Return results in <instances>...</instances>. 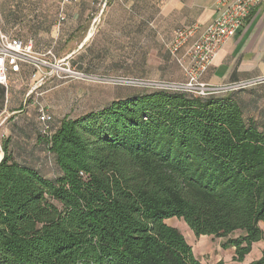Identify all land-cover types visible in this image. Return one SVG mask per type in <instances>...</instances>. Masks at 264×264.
Returning <instances> with one entry per match:
<instances>
[{"label": "trees", "instance_id": "obj_1", "mask_svg": "<svg viewBox=\"0 0 264 264\" xmlns=\"http://www.w3.org/2000/svg\"><path fill=\"white\" fill-rule=\"evenodd\" d=\"M50 127L55 177L2 141L0 264H203L173 217L264 264V248L244 263L264 235V124L232 96L140 92Z\"/></svg>", "mask_w": 264, "mask_h": 264}, {"label": "crops", "instance_id": "obj_2", "mask_svg": "<svg viewBox=\"0 0 264 264\" xmlns=\"http://www.w3.org/2000/svg\"><path fill=\"white\" fill-rule=\"evenodd\" d=\"M62 1L17 0L21 11L5 19L0 15V27L11 36L32 41L38 52L51 49L57 57L69 55L70 65L91 77L139 70L128 57H139L140 65L143 56H169L175 31L193 25L202 31L215 17L221 2L114 0L94 21L100 0H72L66 4L65 20L60 21ZM194 39L195 36L189 39L180 55ZM31 73L32 67L22 64L20 72H9L7 87L0 84V128L3 137L9 138V150L17 162L55 177L60 171L52 176L43 170L55 165L56 159L47 149L39 113L33 116L25 109L35 105L37 109V102H41L52 115L51 126L66 116L76 118L102 107L91 105L96 101V85L90 78L52 77L38 90L41 96L36 92L28 99L26 94L33 84ZM263 74L264 2L252 9L243 26L214 55L201 80L220 85ZM174 76L184 78L181 68L174 70ZM217 96H232L246 118L264 124V84ZM125 97L117 96L111 101ZM97 100H101L100 96Z\"/></svg>", "mask_w": 264, "mask_h": 264}, {"label": "built area", "instance_id": "obj_3", "mask_svg": "<svg viewBox=\"0 0 264 264\" xmlns=\"http://www.w3.org/2000/svg\"><path fill=\"white\" fill-rule=\"evenodd\" d=\"M71 1H62L59 13L60 21L65 20V7ZM111 1L114 0L99 1V13L94 21L105 12ZM263 2L264 0H221L215 17L202 31L198 25L178 28L174 33L170 50L183 70L184 79L118 76L109 80L113 83L150 91L179 92L199 98L217 96L264 84V74L220 85H212L201 80V74L208 69L214 55L243 26L252 9ZM194 36V41L180 55V50ZM69 59V55L57 57L51 49L44 53L38 52L34 49L32 41L25 42L19 37L11 36L0 27V84L7 87L9 72H20L22 64L30 65L33 84L26 94L28 99L52 77L106 80L105 77H91L78 71L70 65ZM41 95V92L37 93V96ZM37 109L39 120L44 125V132H49L52 115L48 113L46 106L41 102H37Z\"/></svg>", "mask_w": 264, "mask_h": 264}, {"label": "rangeland", "instance_id": "obj_4", "mask_svg": "<svg viewBox=\"0 0 264 264\" xmlns=\"http://www.w3.org/2000/svg\"><path fill=\"white\" fill-rule=\"evenodd\" d=\"M19 5L20 2H17V0H0V15L5 19L11 13L21 11L17 7ZM128 58H130V60L133 61V63H135L137 67L139 66L140 69L137 70L136 72H122V73H110V74L106 73V77H105L106 80L93 79L96 85V101L91 104L92 107H97V108L104 107L108 105L114 97L117 96H121V95L130 96L131 94L150 91L143 88H137V87H131V86L113 83L112 81L109 80L113 77L138 76L144 78H155V79L163 78V79L181 80L174 76V70L176 68L180 69L181 67L177 63L172 53L169 56H150V55L143 56L140 59L141 60L140 65H138L139 57H128ZM99 96L101 99L100 101L97 100ZM28 103L29 101L27 102V104ZM24 108H26V106H24ZM25 110L29 111L30 114L33 116H38L36 105L30 106ZM3 139H4L3 133L0 128V152H3L2 149ZM43 170L52 176L56 175L59 172L58 168L55 165L49 166V168H44ZM166 222L169 225L176 227L184 235L188 243L192 246L194 255L203 264H218L219 262L222 264H238V262L235 261L233 258L235 254L234 247H225L223 244L226 238L214 237L211 235L197 236L183 218L173 217L167 219ZM261 226L264 231V223H261ZM235 236H237V234ZM263 248H264V235L260 241L255 242L253 244L252 251L250 254L246 256L244 263H248L254 259L259 258L262 254Z\"/></svg>", "mask_w": 264, "mask_h": 264}, {"label": "bare ground", "instance_id": "obj_5", "mask_svg": "<svg viewBox=\"0 0 264 264\" xmlns=\"http://www.w3.org/2000/svg\"><path fill=\"white\" fill-rule=\"evenodd\" d=\"M3 155H4V153H3V152H0V158H2V157H3Z\"/></svg>", "mask_w": 264, "mask_h": 264}, {"label": "water", "instance_id": "obj_6", "mask_svg": "<svg viewBox=\"0 0 264 264\" xmlns=\"http://www.w3.org/2000/svg\"><path fill=\"white\" fill-rule=\"evenodd\" d=\"M2 158H0V160H1Z\"/></svg>", "mask_w": 264, "mask_h": 264}]
</instances>
